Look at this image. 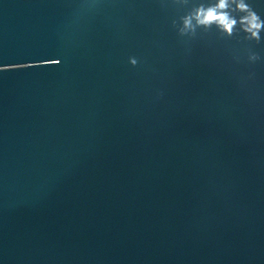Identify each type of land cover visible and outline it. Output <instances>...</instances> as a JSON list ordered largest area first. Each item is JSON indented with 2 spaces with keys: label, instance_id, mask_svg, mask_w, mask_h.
<instances>
[{
  "label": "water",
  "instance_id": "water-1",
  "mask_svg": "<svg viewBox=\"0 0 264 264\" xmlns=\"http://www.w3.org/2000/svg\"><path fill=\"white\" fill-rule=\"evenodd\" d=\"M200 3L0 0V264H264V31Z\"/></svg>",
  "mask_w": 264,
  "mask_h": 264
},
{
  "label": "clouds",
  "instance_id": "clouds-1",
  "mask_svg": "<svg viewBox=\"0 0 264 264\" xmlns=\"http://www.w3.org/2000/svg\"><path fill=\"white\" fill-rule=\"evenodd\" d=\"M180 4H187L188 0H177ZM178 33L183 35H195L197 29L208 31L215 28L222 37H233L243 33V39L247 41H261L260 33L264 31V19L247 2V0H207L192 6L185 15L179 18ZM173 26L176 27L174 20ZM249 61H256L259 56L250 52ZM129 62L133 65L136 59Z\"/></svg>",
  "mask_w": 264,
  "mask_h": 264
}]
</instances>
